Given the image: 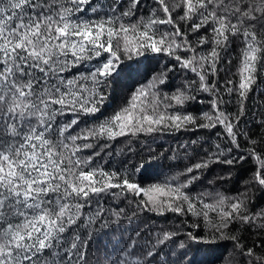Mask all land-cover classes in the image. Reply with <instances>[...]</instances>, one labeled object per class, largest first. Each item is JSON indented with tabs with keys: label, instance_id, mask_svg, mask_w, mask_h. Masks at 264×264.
Wrapping results in <instances>:
<instances>
[{
	"label": "snow or ice",
	"instance_id": "obj_1",
	"mask_svg": "<svg viewBox=\"0 0 264 264\" xmlns=\"http://www.w3.org/2000/svg\"><path fill=\"white\" fill-rule=\"evenodd\" d=\"M0 264H264V0H0Z\"/></svg>",
	"mask_w": 264,
	"mask_h": 264
}]
</instances>
